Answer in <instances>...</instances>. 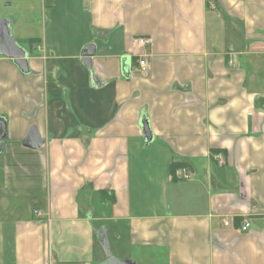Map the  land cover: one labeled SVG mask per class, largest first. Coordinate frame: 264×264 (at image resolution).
I'll return each instance as SVG.
<instances>
[{
    "label": "crops",
    "instance_id": "1",
    "mask_svg": "<svg viewBox=\"0 0 264 264\" xmlns=\"http://www.w3.org/2000/svg\"><path fill=\"white\" fill-rule=\"evenodd\" d=\"M3 5L0 264H264V0Z\"/></svg>",
    "mask_w": 264,
    "mask_h": 264
},
{
    "label": "water",
    "instance_id": "2",
    "mask_svg": "<svg viewBox=\"0 0 264 264\" xmlns=\"http://www.w3.org/2000/svg\"><path fill=\"white\" fill-rule=\"evenodd\" d=\"M11 21L7 18L0 17V55L13 59L14 63L22 72L28 71L27 65V52L25 48L20 46L12 37L10 32ZM95 47L93 44L85 45L81 50V62L92 70V56L94 55ZM93 79H95L94 73H92ZM144 135L147 139L150 137V132L146 124L143 125ZM6 136L5 133V121L0 117V152L2 149V141ZM42 143L38 132L34 128H30L26 137L23 139V144L29 148H38ZM101 246L105 252V258L96 264H138L137 261L132 259H118L110 254L108 248V241L105 236L100 237Z\"/></svg>",
    "mask_w": 264,
    "mask_h": 264
},
{
    "label": "built area",
    "instance_id": "3",
    "mask_svg": "<svg viewBox=\"0 0 264 264\" xmlns=\"http://www.w3.org/2000/svg\"><path fill=\"white\" fill-rule=\"evenodd\" d=\"M150 41L149 38L147 37H136L134 38V43L138 46H142L146 43H148ZM137 65L139 66L140 70L141 71H144L145 70V60L143 58H139L137 60ZM216 159H218L219 162H221V156L219 155H216ZM180 169V172H181V179H189L190 178V172L188 171V169L185 167V166H182ZM229 221L225 220L224 221V225H229ZM250 226V223L248 220L244 219L241 223V226H240V230L242 231H246L248 229V227Z\"/></svg>",
    "mask_w": 264,
    "mask_h": 264
},
{
    "label": "rangeland",
    "instance_id": "4",
    "mask_svg": "<svg viewBox=\"0 0 264 264\" xmlns=\"http://www.w3.org/2000/svg\"><path fill=\"white\" fill-rule=\"evenodd\" d=\"M4 1L5 0H0V14H2V15L5 14L6 12L11 11V8L8 7L10 5H6V6L3 5ZM7 1L11 2V0H7ZM17 42L22 44L25 48H28L27 47L28 43H25V42H22V41H17ZM131 253H132V257L137 256L138 258H141L142 256L144 257V256H148L149 255V251H147L146 249H139V250L138 249H133L131 251ZM140 264H149V260L141 261Z\"/></svg>",
    "mask_w": 264,
    "mask_h": 264
},
{
    "label": "trees",
    "instance_id": "5",
    "mask_svg": "<svg viewBox=\"0 0 264 264\" xmlns=\"http://www.w3.org/2000/svg\"><path fill=\"white\" fill-rule=\"evenodd\" d=\"M183 166V164L181 162H178V163H172V165H170V172L173 176V180H178V178L175 176V170L176 169H179Z\"/></svg>",
    "mask_w": 264,
    "mask_h": 264
}]
</instances>
